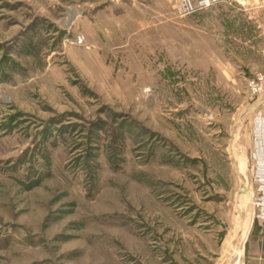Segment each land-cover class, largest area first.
Returning <instances> with one entry per match:
<instances>
[{"label":"rangeland","instance_id":"374dc122","mask_svg":"<svg viewBox=\"0 0 264 264\" xmlns=\"http://www.w3.org/2000/svg\"><path fill=\"white\" fill-rule=\"evenodd\" d=\"M257 70L264 0H0V264L243 260Z\"/></svg>","mask_w":264,"mask_h":264},{"label":"crops","instance_id":"0c3cea01","mask_svg":"<svg viewBox=\"0 0 264 264\" xmlns=\"http://www.w3.org/2000/svg\"><path fill=\"white\" fill-rule=\"evenodd\" d=\"M256 101V100H255ZM252 109L254 111L253 122L251 125V134L255 135V132H258L259 139L256 142L255 136L253 138L252 135V145L255 149L259 151L258 160L259 164L263 166L264 164V106L262 103L254 102L252 105ZM257 115L259 118H257ZM255 140V141H254ZM232 142H235L234 140ZM252 184H257V189L259 188L258 194L254 195V200L264 198V181L258 182L256 178L253 176ZM250 179V180H251ZM254 192V188H253ZM263 195V196H262ZM253 214L248 227V231L246 234L245 242H244V252H243V260L241 256V264H264V220L257 216V213L262 212L264 210V205H255L253 203ZM225 228V226H224ZM225 233V232H221ZM242 252V245L239 244ZM210 250V249H209Z\"/></svg>","mask_w":264,"mask_h":264},{"label":"built area","instance_id":"2783aa9c","mask_svg":"<svg viewBox=\"0 0 264 264\" xmlns=\"http://www.w3.org/2000/svg\"><path fill=\"white\" fill-rule=\"evenodd\" d=\"M234 1V0H176V10L178 15L186 16L190 15L199 10L206 9L220 2ZM241 4L246 3L249 0H235ZM75 42L78 44H85L84 36L77 35L75 37ZM246 88L250 95L256 97L260 103L264 105V70L255 71L252 76L247 79ZM257 118L259 116L257 115ZM259 137V134H258ZM259 174L256 175L258 182L264 181V164L261 166L259 164ZM259 190V188H258ZM263 196V195H262ZM255 205H264V198L256 199L254 201ZM257 216L264 220V210L257 213Z\"/></svg>","mask_w":264,"mask_h":264},{"label":"bare ground","instance_id":"6f19581e","mask_svg":"<svg viewBox=\"0 0 264 264\" xmlns=\"http://www.w3.org/2000/svg\"><path fill=\"white\" fill-rule=\"evenodd\" d=\"M231 264H241V255L239 251H236L235 259L232 261Z\"/></svg>","mask_w":264,"mask_h":264}]
</instances>
